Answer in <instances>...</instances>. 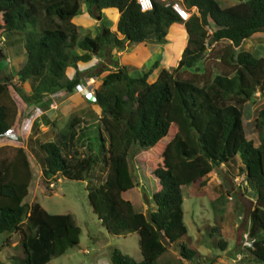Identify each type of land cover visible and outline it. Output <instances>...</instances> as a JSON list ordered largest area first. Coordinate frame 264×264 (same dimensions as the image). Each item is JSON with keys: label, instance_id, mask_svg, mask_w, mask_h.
Here are the masks:
<instances>
[{"label": "trees", "instance_id": "obj_1", "mask_svg": "<svg viewBox=\"0 0 264 264\" xmlns=\"http://www.w3.org/2000/svg\"><path fill=\"white\" fill-rule=\"evenodd\" d=\"M84 1L93 17L116 10L114 29L101 25L94 36L81 35L72 22L80 0H0V39L22 34L18 41L26 55L11 77L0 79V137L12 130L20 107L42 110L57 92L77 91L83 72L94 76L107 71L92 94L102 131L94 139L86 137L88 154L73 162L63 155V144L53 140L33 151L53 180L59 175L83 179L98 163L106 169L102 182L87 184L92 210L109 233L136 232L141 255L137 261L115 248L111 263L158 264L167 245H177L180 257L192 263L199 254L185 240L182 187H202L205 176L222 167L234 174L232 179L241 176L254 195L245 248L264 262V107L254 118L257 145L246 137L242 118L244 103L264 91V56L238 50L243 40L264 32V0L226 7L217 0L175 1L190 13L186 20L172 2L162 0H152L147 11L136 0ZM174 23L183 24L187 39L173 69L158 68V60L134 72L124 64L108 69L104 62L78 67L102 54L111 64L115 51L143 42L151 33L161 42ZM69 67L75 69L72 76L66 74ZM94 67L98 70L92 74ZM80 121L75 116L67 121L69 141ZM6 149L0 146V233H20L21 264H45L78 243L80 228L68 213H49L39 203L25 201L33 178L28 152L22 146L11 153ZM133 149L148 151L144 159L156 180L153 208L147 212L122 195L137 185L128 159ZM216 244L227 247L226 240Z\"/></svg>", "mask_w": 264, "mask_h": 264}, {"label": "rangeland", "instance_id": "obj_2", "mask_svg": "<svg viewBox=\"0 0 264 264\" xmlns=\"http://www.w3.org/2000/svg\"><path fill=\"white\" fill-rule=\"evenodd\" d=\"M167 1H179L182 4L181 0ZM238 1L240 0H217L220 7H226ZM116 14V10L103 11L100 19L101 25L106 27L111 25ZM72 22L78 24L83 22V27H80L81 24L79 25L81 35H95L100 28V26H94V22L97 20L88 14L87 4L84 0H80L79 10ZM174 30L175 25H172L169 31ZM20 36H22L20 33H8L0 39V50L3 53L0 55V79L5 76L11 77L26 58L18 41ZM169 38L172 40L170 36ZM14 39H16L15 43H10ZM145 41L150 43L154 40L149 38ZM176 42L174 41L173 44ZM139 46L138 43H132L128 48L125 46L118 51V54L111 57L114 63L109 64L108 61H104L106 67L112 69L116 64H124L131 72H133L132 70L145 71L151 68L152 63L144 62L146 53ZM177 50L176 46L171 49V53H168L170 60L167 69L174 68ZM238 50H247L254 55L264 56V32H256L248 39L243 40ZM153 53L154 51L147 56L150 57ZM99 62H102V59ZM82 66L83 70L88 67L87 65ZM97 70L98 68L92 69V74L97 73ZM154 71L156 72V70ZM74 72L75 69L72 67L66 70L67 76H72ZM82 76L83 81L89 78L86 76V72H83ZM99 84L100 77L93 76L89 91H94ZM85 87L86 84L81 83L78 89ZM77 91L73 93L57 92L52 95V98L50 97L51 102L42 110H38L34 105H30L25 110L20 107L14 127L8 134L0 137V146H7L4 153H11L15 146H22L28 152L33 178L25 201L28 204L37 202L49 213H68L80 228L78 243L67 249L64 254L52 258L45 264H112L110 257L115 248L139 261L141 255L138 234L136 232L125 235L109 233L100 224L90 205L87 184H97L104 180L106 169L102 164L93 165L89 175L83 179H68L59 175L57 180H53L52 177L45 175L43 168L34 156L33 149L35 150L40 143L47 140H53L58 144L62 143L63 155L73 162L88 154L86 137L94 139L98 136V129L102 131V128L99 111L94 104L92 95L88 93L91 96L80 95L82 96L80 97ZM262 107H264V91H257L243 105L242 118L245 134L247 138L254 141L255 145L258 144V135L254 127V118L258 109ZM74 116L81 121L74 127L77 135L69 141V132H66L65 126L67 121ZM147 152L132 150L128 159L137 185L122 193L124 198L132 202L135 209L142 212L153 208L150 197L156 186V180L151 175L144 159ZM227 171L226 167L212 170L205 176L206 184L202 187L196 188L193 185L182 187L183 219L187 227L185 240L190 247L195 248L199 255L190 263L180 257L177 245H167L166 251L157 261L158 264H264V262L256 260L245 248V245L249 244L246 239L249 226L248 212L256 200L241 176L232 179L231 176L234 174ZM211 227H217V231H212ZM20 239L21 236L18 232L0 233V264H21L19 258L22 256V252L17 247ZM220 239L227 242V247L224 250L216 244V241Z\"/></svg>", "mask_w": 264, "mask_h": 264}, {"label": "crops", "instance_id": "obj_3", "mask_svg": "<svg viewBox=\"0 0 264 264\" xmlns=\"http://www.w3.org/2000/svg\"><path fill=\"white\" fill-rule=\"evenodd\" d=\"M162 1H166V2H168L167 0H162ZM117 14H116V16H115V19H114V21L111 23V25H109L108 26V28L110 29V30H113L114 29V27H115V22H116V19H117ZM94 19L95 20H97V22H94V26H96V27H99V26H101V21H100V19H101V17L100 18H98V16H96V17H94ZM75 25H77V27H78V30H79V32L81 33V31H80V29H79V25L81 24V26L80 27H83L82 25H83V22L82 23H74ZM172 25H175V30L174 31H169V29H168V33H167V35H166V37H165V39L163 40V41H161V42H158V41H152V42H146V41H143V42H139L138 43V45H140L139 47L141 48V49H144V52L146 53L145 54V58H144V62L146 63V64H151L152 63V65H153V63L155 62V61H157L158 60V62H159V66H160V68L161 67H164V68H166L167 69V64H169L168 62H169V60H170V58L168 57V53H171V49L173 48V47H176L177 46V48H178V54H177V56H176V60H175V64H174V67L176 66V64H177V61L179 60V58H180V55H181V52H182V49L184 48V46H185V44H186V39H187V34H186V32H185V29H184V27H183V24L182 23H174V24H172ZM171 25V26H172ZM177 25H179V26H177ZM170 26V27H171ZM169 27V28H170ZM173 29V28H172ZM171 29V30H172ZM171 33V34H170ZM170 34V35H169ZM172 38V40H169L170 38H169V36ZM92 36H94V34H92ZM179 39H181V41H179ZM248 39V38H247ZM16 41V39H14V40H11V42H15ZM174 41H177L176 43H174L173 44V42ZM130 44H127L126 45V48H128V46H129ZM156 50H158V51H156ZM118 51L119 50H117V51H115L114 52V55L113 56H115V54H118ZM154 51V53L149 57V56H147V54H149V53H151V52H153ZM156 51V52H155ZM103 55V54H102ZM102 55H100V56H96V55H93L92 57H91V59L88 61V62H86V63H80V69H82L83 70V66L82 65H87L88 67L89 66H93V65H96V64H98L99 63V61L102 59V62H104V60H103V58H102ZM150 55V54H149ZM137 59H138V61H140L139 60V58L137 57ZM94 60V62H92ZM101 63V62H100ZM114 63V62H113ZM139 63V62H138ZM161 63V64H160ZM163 64H165L166 65V67H165V65H163ZM121 65V64H120ZM86 67V66H85ZM115 66H113V68H114ZM94 68H96V67H94ZM97 69V68H96ZM133 72L134 71H141V70H132ZM107 71H103V74L101 73L100 75H94V76H99L100 78L106 73ZM131 72V71H130ZM154 73H155V75H154ZM156 76V72L154 71L153 72V75H152V77L154 78ZM88 79H90L91 81L93 80V76H89V78ZM88 79H86V80H84V81H82V84L84 85V84H86V87L84 88V89H77L78 91H77V93H78V95L80 96V95H82L83 97L84 96H86V97H89V96H91V95H89L88 93H86V92H89V90H90V83H91V81H89ZM88 89V90H87ZM92 91V90H91ZM82 96H80V97H82ZM28 108V107H27ZM27 108H25V109H27ZM24 109V110H25ZM99 111V110H98ZM39 113H43L42 111L40 112V111H38Z\"/></svg>", "mask_w": 264, "mask_h": 264}, {"label": "built area", "instance_id": "obj_4", "mask_svg": "<svg viewBox=\"0 0 264 264\" xmlns=\"http://www.w3.org/2000/svg\"><path fill=\"white\" fill-rule=\"evenodd\" d=\"M136 2L138 3L142 11H147L152 8V0H136ZM170 5L181 18V20H186L189 17L190 13L180 3L174 1ZM89 93L92 94L93 91H90Z\"/></svg>", "mask_w": 264, "mask_h": 264}, {"label": "water", "instance_id": "obj_5", "mask_svg": "<svg viewBox=\"0 0 264 264\" xmlns=\"http://www.w3.org/2000/svg\"><path fill=\"white\" fill-rule=\"evenodd\" d=\"M100 18V16H98ZM155 36V33H151L145 36V39L153 38Z\"/></svg>", "mask_w": 264, "mask_h": 264}, {"label": "clouds", "instance_id": "obj_6", "mask_svg": "<svg viewBox=\"0 0 264 264\" xmlns=\"http://www.w3.org/2000/svg\"><path fill=\"white\" fill-rule=\"evenodd\" d=\"M89 92H90V91H89ZM89 92H88V93H89ZM89 94H91V93H89ZM92 94H93V93H92ZM92 94H91V95H92Z\"/></svg>", "mask_w": 264, "mask_h": 264}]
</instances>
